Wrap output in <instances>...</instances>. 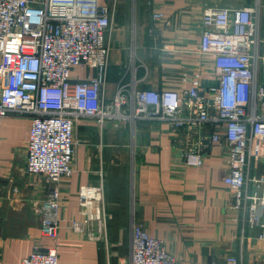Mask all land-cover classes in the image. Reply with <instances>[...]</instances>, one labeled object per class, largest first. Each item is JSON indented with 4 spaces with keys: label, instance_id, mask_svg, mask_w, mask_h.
<instances>
[{
    "label": "built area",
    "instance_id": "obj_1",
    "mask_svg": "<svg viewBox=\"0 0 264 264\" xmlns=\"http://www.w3.org/2000/svg\"><path fill=\"white\" fill-rule=\"evenodd\" d=\"M231 6L205 3L197 52L211 55L215 81L202 86L200 72L182 70L176 87L137 86L120 79L106 96L109 36L116 0H0V125L14 114L30 120L24 170L53 183L31 202L45 245L35 244L20 264H60L59 182L75 170V129L82 119L99 126L162 120L186 166H201L213 145L226 155L223 183L250 227L264 228V82L258 79L263 0ZM165 15L156 11L154 20ZM94 69L71 81L80 64ZM189 81V85L186 82ZM1 129V128H0ZM18 192V187H13ZM103 185H81L74 231L105 234ZM1 232V226H0ZM130 264H177L163 239L139 224L131 227ZM228 264H237L234 256Z\"/></svg>",
    "mask_w": 264,
    "mask_h": 264
},
{
    "label": "crops",
    "instance_id": "obj_2",
    "mask_svg": "<svg viewBox=\"0 0 264 264\" xmlns=\"http://www.w3.org/2000/svg\"><path fill=\"white\" fill-rule=\"evenodd\" d=\"M251 2L116 0L106 96L112 98L120 79H141L137 86L142 88L176 87L182 70L200 72L202 86L213 83V57L196 50L203 7ZM156 11L165 16L154 20ZM259 34L263 39L264 8ZM259 51L264 53L262 42ZM94 72L80 64L71 81ZM258 79L264 82V62ZM0 128V264H20L35 244L47 242L31 202L44 198L53 183L44 175L25 173L30 120L10 114ZM75 137V170L59 182L60 264H130L133 223L163 239L177 264H228V256L237 264H264V228L250 227L234 206L233 194L222 181L226 155L218 146L211 147L201 166H186L172 144L167 122L156 119L107 126L82 119ZM254 172L264 175V160ZM89 184H102L104 189L102 204L108 217L105 234L97 238L71 228L78 216V189Z\"/></svg>",
    "mask_w": 264,
    "mask_h": 264
}]
</instances>
